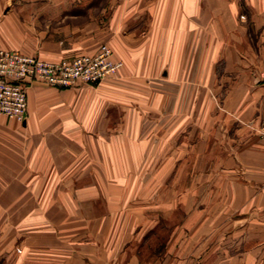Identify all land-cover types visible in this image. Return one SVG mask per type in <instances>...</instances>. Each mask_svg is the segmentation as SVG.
<instances>
[{"label":"crops","instance_id":"obj_1","mask_svg":"<svg viewBox=\"0 0 264 264\" xmlns=\"http://www.w3.org/2000/svg\"><path fill=\"white\" fill-rule=\"evenodd\" d=\"M223 1L0 0V48L58 61L93 55L105 44L122 63L116 79L95 87L32 81L24 122L0 114V264H157L126 246L128 232L140 233L136 244L149 229L108 223L122 214L111 209L80 223L78 209L58 202L78 201L80 185L105 184L112 166L126 168L113 154L126 153L128 137L138 138L142 153L143 137L158 134L144 124L162 104L167 113L157 119L181 123L167 129L168 236L158 264H264V84L256 86L249 69L216 113L193 91L219 88L209 81L206 35L193 33L207 23L203 10L217 9L219 20L211 22L222 24L230 10L223 23L264 26V0ZM240 8L246 15L239 17ZM230 38L238 46V36ZM179 101L184 107L176 113ZM151 144L154 153L158 142Z\"/></svg>","mask_w":264,"mask_h":264},{"label":"rangeland","instance_id":"obj_2","mask_svg":"<svg viewBox=\"0 0 264 264\" xmlns=\"http://www.w3.org/2000/svg\"><path fill=\"white\" fill-rule=\"evenodd\" d=\"M210 1L212 2L214 0ZM223 2L229 4L232 0H224ZM216 12L217 9L215 8L203 10L202 16L206 15L207 23L196 26L201 29H196L193 32L196 34H193L196 37L199 35H206V63L207 65H213L214 67V72L209 74L211 77L209 78V81L213 83L216 81L219 85V88H216L217 86L208 88L205 94H199L197 88H194L193 91H195L196 99H198L199 96L205 98L204 105L206 106L207 111L214 113L223 112L221 106L222 101H228V98H232V92L235 95L237 92V90L233 88L235 83L238 80L241 82V76H246V72L249 69L255 70V85L259 87L264 84V40L262 39L264 36V26L259 24H248L241 19L238 25L223 23L229 20V18L226 17L230 16V10H223L222 19H220L222 20V24L211 22L212 20H219L218 18H213L216 16ZM191 13H193V10H191ZM243 15H246V11L245 9L240 8L239 17ZM232 35L238 36V46H235L237 41L231 40L230 36ZM201 39H203V37H201ZM197 41L198 40H192V50L196 51L198 50V47L200 48L199 42ZM248 48L251 54L249 61L247 58ZM193 53L195 52L193 51ZM197 57H192V63H195V61L198 60ZM236 68H238V70ZM119 73L120 71L114 77L105 79L90 86L95 87L102 82L114 80L119 76ZM238 76L240 79L237 80L236 77ZM177 82L179 83V80H176V83ZM147 91L149 92L150 90ZM158 91L160 94L162 93L161 90ZM183 91H185L183 88L175 89V93ZM132 92V89L128 88L127 96L130 97ZM149 94L150 92L147 94L144 93V96H149ZM179 102H176L175 104L176 113L183 111L184 106L182 102ZM158 107L159 108H156L157 110L153 111V113L157 115L154 116L156 120L148 121L144 124V128L157 129L158 134L153 137H143V141L147 140V144L144 143L142 145V153L137 151L140 146L134 143V140L138 138H135L134 136L128 137L126 153L113 154L116 158H120L121 161H127L126 168L112 166L109 169V177L105 178V184L95 183L94 185H80L78 188V201L58 202L64 209H78L80 212L78 220H80V223L84 222V224H92L94 222L93 219L95 218L91 220V218L88 217V214H92L91 212H95L97 210L111 209L118 210L122 214H126L125 216H122V214L118 213L117 216H112L106 220H109L108 223L112 222L114 226L119 224L121 225L123 223H126L128 226H138V224H141L143 229H149L144 234L143 239L141 241H137L136 244H134V237L140 235V233H135L134 231L128 232L126 246L127 248H131L133 251L136 250L140 258L143 260H147V262L150 260H156L157 264L161 263L160 261L165 256L166 240L168 236V224L166 218L168 209V168L166 162L170 153L167 152L166 145L168 140H171L172 143L173 139L167 137V129L173 128V124H175L174 129L177 130L178 125L181 123L178 121L169 123L165 119L158 120L157 118L160 117L165 118L167 113L165 104ZM152 139L158 142V150L154 153H152L150 149L152 146ZM175 139L176 143H178L177 145H180L181 138ZM181 155L182 154H176L175 156L177 158L181 157ZM121 164L124 163L121 162ZM130 164H142L143 167L133 168L130 167ZM63 187L65 191V186ZM66 188L68 189V187ZM47 203L50 202H42V208ZM169 204L171 203L169 202ZM135 209L144 210L146 212V216L140 218L139 213L134 211ZM158 214H162L163 216L158 219L156 218V215ZM140 220L146 222L140 223ZM95 223H97V221H95ZM132 230H134V227H132ZM119 235L120 233L116 230L111 232L110 244L112 247L117 242ZM82 242L86 243L84 239Z\"/></svg>","mask_w":264,"mask_h":264},{"label":"built area","instance_id":"obj_3","mask_svg":"<svg viewBox=\"0 0 264 264\" xmlns=\"http://www.w3.org/2000/svg\"><path fill=\"white\" fill-rule=\"evenodd\" d=\"M122 63L113 60L107 45L93 55H80L58 61L22 55L0 48V114L19 123L27 112V85L32 81L57 88L79 83L94 85L114 77Z\"/></svg>","mask_w":264,"mask_h":264}]
</instances>
